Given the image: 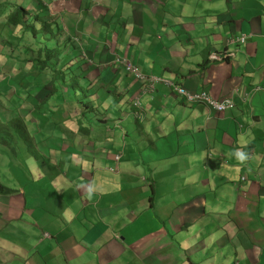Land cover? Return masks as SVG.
I'll return each instance as SVG.
<instances>
[{
    "label": "crops",
    "instance_id": "crops-1",
    "mask_svg": "<svg viewBox=\"0 0 264 264\" xmlns=\"http://www.w3.org/2000/svg\"><path fill=\"white\" fill-rule=\"evenodd\" d=\"M16 4L70 25L66 68L84 64L64 70L88 78L101 111L78 116L77 92L22 99L33 62L0 79L20 99L4 122L22 121L32 152L22 188L0 194V264H264V0H0V19ZM20 32L0 23V69L32 49ZM117 57L235 106L189 103L165 82L151 92Z\"/></svg>",
    "mask_w": 264,
    "mask_h": 264
},
{
    "label": "rangeland",
    "instance_id": "rangeland-1",
    "mask_svg": "<svg viewBox=\"0 0 264 264\" xmlns=\"http://www.w3.org/2000/svg\"><path fill=\"white\" fill-rule=\"evenodd\" d=\"M1 10V9H0ZM51 25L54 26V30L51 32V29H43V25L42 22H38L37 26L39 28V34L37 36H33L31 33H26L25 35V39H23L21 42H23V44H29L26 43V38H30L31 41L34 43V45H32V49L28 52V53H24L21 52V57L23 59L28 58L31 59V61L34 58H46L48 56V49H54L57 47L56 44V36L59 34V30L63 29L61 32H63L61 34L62 38L68 39L70 38V34H71V29H69L70 25L66 24V22L64 23V26L61 25H57V23L50 21ZM0 23L4 24L6 27L5 28H10L9 25L6 24V22L3 19H0ZM7 30V29H4ZM48 30V32H47ZM72 31H74V29L72 28ZM20 34H23V32L21 31ZM15 41V40H14ZM17 42V41H15ZM68 43H65V46ZM68 52L69 54L65 57L64 59V63L65 66H69L70 64V59L71 56H73L74 58H77L78 55V48L76 46H74L72 43L68 44ZM65 54V53H64ZM70 60V61H69ZM31 61L27 62V61H20L21 62V68L20 69H16V72H21L22 69H26V64L30 63ZM74 61V59H72V62ZM79 61V60H77ZM76 61V62H77ZM74 62V63H76ZM73 63V64H74ZM72 67V66H71ZM84 67H86L84 65ZM73 69H78V63L75 64L73 67ZM35 69H42V67L40 65H36ZM1 71V69H0ZM5 71V69H4ZM6 71H9V69H7ZM35 80L38 77L39 80L37 79V81L35 82H31L30 80V85H27L25 88L20 89L17 88L18 92L20 93V95L22 96V99H26L27 101H29V98H33L36 96L37 98L42 99L46 94H49V91L53 92V87L51 86L50 82H49V77L53 76L49 74V71H46L44 73H41L38 75V73H35ZM4 76H6L4 74ZM19 75H17L18 77ZM73 80H76V78L70 74L67 75V82L71 83L73 82ZM8 83V81H7ZM83 86L81 85L80 87H77V84L73 85H66L64 87L58 88L59 91H63L66 92L69 88V86H74L77 89L76 92L79 93V95L81 96L79 101H80V107L78 109V112L76 114L81 115V116H88L89 118L92 117V114H95V110L96 112L101 111L98 107L95 108V100L92 97V86L91 83L88 81V78H84L82 80ZM40 84V85H39ZM32 85L35 86L38 89L33 90ZM151 92H154V90L148 89ZM0 109L2 110V113H4V115H7V113L11 112L13 108L15 107V105H13L12 103L16 102L17 100H20L16 93L13 92V90L10 92L9 87L6 86L5 82H0ZM13 96L10 97L9 95ZM69 97L67 96V93H64L62 99L59 98L57 93H51L49 95V100H51L52 103H57V105L55 106V111L57 109L58 106L61 105L63 107L67 106L68 99ZM22 102V101H21ZM61 102V103H60ZM69 103V102H68ZM94 106L95 110H89V107ZM42 108H45V105H43ZM73 109V108H71ZM54 110V109H53ZM99 110V111H97ZM59 112H62V110H60ZM50 113V112H49ZM100 113V112H99ZM57 113L56 115H54V112L52 113V120H54L55 116H58ZM77 116V117H78ZM21 121H19L18 119H11V122L8 123V125H4L3 126V130L6 132H9L10 130H18L17 126L18 124H20ZM80 126H82V124H80ZM84 127H81V129ZM16 133V132H15ZM18 134H21V132H18ZM55 138H57V136H55ZM33 139H31V143H33ZM17 146V145H16ZM31 148V144L29 142L25 141V138H21L20 142L18 143V146L16 148V153H13L11 147H9L8 145H3L0 144V182L10 188H14V189H21L22 185H20L18 183L19 178H21L22 173L25 171H27V168L25 167L24 162L28 163L27 160L24 158V156L26 157L25 153L26 152H31L30 150ZM48 152V150L46 148H42L40 147L39 150V155H45ZM32 153V152H31ZM29 156V155H28ZM11 164V165H10ZM177 170L179 171L180 168L177 167ZM19 174V175H18ZM19 176V177H18ZM16 177H18L16 179ZM180 186L176 188L177 193L175 194V199L178 200L181 197V190H180ZM185 188L187 191L190 190L189 186H185L183 187Z\"/></svg>",
    "mask_w": 264,
    "mask_h": 264
},
{
    "label": "trees",
    "instance_id": "trees-1",
    "mask_svg": "<svg viewBox=\"0 0 264 264\" xmlns=\"http://www.w3.org/2000/svg\"><path fill=\"white\" fill-rule=\"evenodd\" d=\"M12 8H13V10L9 13V15L7 17L8 24H10L11 26L20 25L24 28L25 32H29V33H32V35H35V32L37 30H39V28L36 29V27H35L36 22L38 21V19L41 18V15H36L35 17H33V19H30L29 12L24 6L13 5ZM45 24H47L48 26L50 25V23H48V22H45ZM63 50H64L63 48L62 49L61 48L60 49H55V48L54 49H48V56L45 59H40V58L33 59L35 66L40 65L42 68L50 67L53 69L50 71L53 73L52 80H51V82L53 84V92L58 91V88H60V87H64L66 85H73V83L77 84V87L81 86V81H80V77H79L81 73H79V75H77V76L76 75L74 76L76 78V80H73V82L71 84V83L67 82V75L70 74V72H68L66 74L61 69L57 71V70H55L54 67H52L48 64L49 63L48 60L53 59L54 57H56V55L59 56L63 52ZM69 69H72V68H69ZM39 70L41 71L43 69H39ZM39 73H42V72H39ZM56 82L58 83L57 85L55 84ZM75 89H76V87L69 86L67 91L76 93ZM61 96H63V95H61ZM46 99H47V97H46ZM47 100H49V99H47ZM52 105H53V103H52ZM52 105H51V107H52ZM19 121H21V120H19ZM9 122H11V121H9ZM9 122L4 123L0 119V144L8 145L9 147H11L13 153H16V151H17L16 148L18 146V143L20 142V139L23 137V138H25V141L28 142V136L26 135L27 133L24 131L25 127H24L22 121L17 126L18 130L15 131V130L9 129V132H7V130L5 132L3 130V126L4 125L7 126ZM18 132H21V134H18ZM12 191H13L12 188L3 185L0 182V194H8Z\"/></svg>",
    "mask_w": 264,
    "mask_h": 264
},
{
    "label": "clouds",
    "instance_id": "clouds-1",
    "mask_svg": "<svg viewBox=\"0 0 264 264\" xmlns=\"http://www.w3.org/2000/svg\"><path fill=\"white\" fill-rule=\"evenodd\" d=\"M16 5H21V4H16ZM22 6H24V5H22ZM12 7H13V5H12ZM11 7V8H12ZM10 8V10H9V13L13 10V8L11 9ZM9 15V14H8ZM8 15H6V19H4L5 20V22H6V24L7 25H9V27L10 28H12V27H17V26H11L10 24H8V19H7V17H8ZM2 16V13H1V10H0V17ZM31 19V18H30ZM33 19V18H32ZM51 19H53V18H51ZM45 20V19H38V21L36 22V29H38V26H37V24H38V22H42V25H43V29L45 30V29H51V22L50 21H52V20ZM45 22H48V23H50V25L48 26L47 24H45ZM20 28H21V31L23 32V34H25L26 35V33H29V32H25L24 31V28L22 27V26H20V25H18ZM6 27V26H5ZM40 30H37L36 32H35V35H33V36H37L39 33ZM47 32H48V30H47ZM32 34V33H31ZM239 42H241V43H244L245 42V40H246V37H245V35H241L238 39H237ZM26 43H29L28 45H34V43L32 42V41H27ZM65 43H70V38H69V40L68 39H65L64 41H63V44H60V45H58L55 49H64L63 50V52L61 53V54H64V52L66 51V48L68 47V44L65 46ZM61 54L58 56V55H56V57H54L53 59H50V60H48L49 61V65L50 66H52V67H54L55 68V70H62L63 72H65V70L64 69H67L66 68V66H65V63L63 62L62 64H60V59H61ZM211 58L212 59H222L223 57H222V55L221 54H216V55H211ZM34 59H36V58H34ZM40 59H45V58H40ZM122 60V59H126V60H128L127 58H122V57H117L116 59H115V62L117 63V66H118V68H123L128 74H131L135 79H137V80H139V81H143V82H145V83H147V85H149L148 84V82H146L145 80H143V79H141V78H137L134 74H132V73H130V72H128L123 66H122V64L118 61V60ZM3 60H4V62L5 63H7V62H9L10 60H11V57H9V56H6L5 57V59L3 58ZM71 60V59H70ZM69 60V61H70ZM17 61H19V60H17ZM21 61V60H20ZM24 61H27V58L26 59H24ZM29 61H31V59H29L27 62H29ZM128 61H131V60H128ZM31 62H33V65L35 66V64H34V61L32 60ZM71 62V61H70ZM132 63H133V61H131ZM77 63H78V67H83V64L84 63H82L81 61H77ZM135 64V63H134ZM136 65V64H135ZM62 66V67H61ZM137 66V65H136ZM36 67V66H35ZM138 67V66H137ZM69 68H72L71 66L69 67ZM68 68V69H69ZM43 70H39V69H34V71H35V73H38V75L39 74H41V73H39V72H42V73H44V72H46V71H49V74L50 75H53V73L52 72H50L51 70H53L52 68H50V67H46V68H42ZM67 69V70H68ZM73 69V68H72ZM139 69V68H138ZM7 69H5V71H4V69L2 68L1 69V71H0V79H8V78H11V77H17V75H19L20 73L19 72H16V69H9V71H6ZM23 70V69H22ZM139 71L143 74V75H145V76H150V75H148V74H145V73H143L142 72V70H140L139 69ZM66 74L68 73V72H65ZM4 74L6 75V76H4ZM70 75H72V76H74L73 75V73L72 72H70ZM78 75H79V73H78ZM37 76V75H36ZM155 76H158V75H155ZM80 81L82 82V79H83V76L80 74ZM159 77H162V78H164V79H166L165 77H163V76H159ZM49 82H50V84H51V86L53 87V84H52V82H51V80H52V76H50L49 77ZM169 81H171V82H173L174 83V85H177V86H181L180 84H178V83H176V82H174L173 80H170V79H168ZM57 83V82H56ZM55 83V84H56ZM157 83H159V82H157ZM157 83H156V85H157ZM167 84V83H166ZM169 85V84H168ZM174 85H169V87H172L173 88V90H174V92L176 93V91H175V87H174ZM148 89H149V87H148ZM155 89H156V86H155ZM187 89V88H186ZM189 90V89H188ZM191 91V90H190ZM192 92H198V91H192ZM200 92H202V91H200ZM177 94V93H176ZM178 95V94H177ZM178 96H180V95H178ZM226 97H228V96H226ZM222 99V98H221ZM216 100H218V99H216ZM136 101H139V104L136 102ZM135 101V103H134V106H137L138 108L139 107H141V101L139 100V99H137ZM235 102V101H234ZM195 103H199V102H195ZM0 106H1V104H0ZM235 106V105H234ZM0 119L4 122V118L2 117V110L0 109ZM6 122V121H5ZM4 122V123H5ZM237 157H238V159H239V161L241 162V163H243L245 160H246V155L245 154H243V153H237Z\"/></svg>",
    "mask_w": 264,
    "mask_h": 264
},
{
    "label": "built area",
    "instance_id": "built-area-1",
    "mask_svg": "<svg viewBox=\"0 0 264 264\" xmlns=\"http://www.w3.org/2000/svg\"><path fill=\"white\" fill-rule=\"evenodd\" d=\"M122 66L130 73L134 74L137 78H141L148 82V87L151 90L155 89L156 83L157 82H165L169 85H174L173 82L169 81L168 79H164L159 76L155 75H150V76H145L143 75L138 67L132 63L131 61H128L126 59L118 60ZM175 91L178 95H180L185 101L189 103H195V102H204L207 105H209L212 109L216 110L217 112H223L227 109L233 108L235 105L234 100L232 97H224L222 99L216 100L213 99L211 96H209L208 93L205 91L202 92H192L188 89H186L183 86H177L174 85ZM139 104V101H136Z\"/></svg>",
    "mask_w": 264,
    "mask_h": 264
},
{
    "label": "bare ground",
    "instance_id": "bare-ground-1",
    "mask_svg": "<svg viewBox=\"0 0 264 264\" xmlns=\"http://www.w3.org/2000/svg\"><path fill=\"white\" fill-rule=\"evenodd\" d=\"M117 158H119V156Z\"/></svg>",
    "mask_w": 264,
    "mask_h": 264
}]
</instances>
